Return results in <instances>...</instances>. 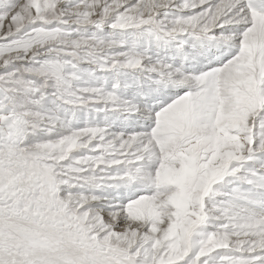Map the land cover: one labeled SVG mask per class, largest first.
I'll return each mask as SVG.
<instances>
[{
	"label": "snow or ice",
	"instance_id": "snow-or-ice-1",
	"mask_svg": "<svg viewBox=\"0 0 264 264\" xmlns=\"http://www.w3.org/2000/svg\"><path fill=\"white\" fill-rule=\"evenodd\" d=\"M0 264H264V0H0Z\"/></svg>",
	"mask_w": 264,
	"mask_h": 264
}]
</instances>
